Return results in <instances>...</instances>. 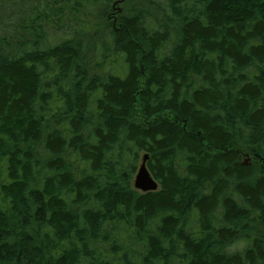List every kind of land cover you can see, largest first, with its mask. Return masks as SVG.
<instances>
[{"label":"trees","instance_id":"1","mask_svg":"<svg viewBox=\"0 0 264 264\" xmlns=\"http://www.w3.org/2000/svg\"><path fill=\"white\" fill-rule=\"evenodd\" d=\"M0 264H264V0H0Z\"/></svg>","mask_w":264,"mask_h":264},{"label":"rangeland","instance_id":"2","mask_svg":"<svg viewBox=\"0 0 264 264\" xmlns=\"http://www.w3.org/2000/svg\"><path fill=\"white\" fill-rule=\"evenodd\" d=\"M125 4L128 5L129 7H132L135 4V0H125ZM47 17H48V14L44 13L43 10H40L38 12L37 16H35L33 18L32 22L27 26V28L24 30H21L16 35L15 40L27 41L30 38L29 36H32L33 33L38 32L39 29L42 28L43 23L47 21V19H46ZM78 20L84 22L89 27L99 28V27H97V24L93 19H91L85 15H82V14L78 15ZM93 60L94 61L91 64L93 67V70L100 72L99 67H97L98 61L96 59H93ZM139 165H140V163H139ZM238 246H239L238 248H241L244 246V243H239Z\"/></svg>","mask_w":264,"mask_h":264},{"label":"water","instance_id":"3","mask_svg":"<svg viewBox=\"0 0 264 264\" xmlns=\"http://www.w3.org/2000/svg\"><path fill=\"white\" fill-rule=\"evenodd\" d=\"M147 159V155L142 157L140 165L138 166L133 178V188L142 193L153 192L158 189L157 183L146 168Z\"/></svg>","mask_w":264,"mask_h":264}]
</instances>
